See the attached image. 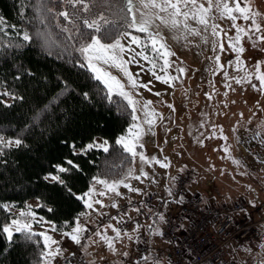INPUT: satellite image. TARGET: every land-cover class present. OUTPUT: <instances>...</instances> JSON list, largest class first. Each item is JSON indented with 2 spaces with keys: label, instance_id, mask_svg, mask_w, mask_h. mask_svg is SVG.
<instances>
[{
  "label": "rangeland",
  "instance_id": "rangeland-1",
  "mask_svg": "<svg viewBox=\"0 0 264 264\" xmlns=\"http://www.w3.org/2000/svg\"><path fill=\"white\" fill-rule=\"evenodd\" d=\"M199 2L208 6L206 0ZM241 6L251 8L252 20H231L219 12L210 13L212 22L220 26L221 37L212 36L210 30L201 31V35L196 36L163 25L150 29L152 32L158 31L167 49L175 54L164 57L162 51L157 55L148 49L155 57L156 75L169 79V83L157 80L152 64L142 59L140 64L127 65L138 82L135 88L119 69L100 65L120 79L125 90L132 94L137 102V115L141 119L133 121L131 125L139 124L144 132L138 140L134 135L137 129H133L131 134L127 130L122 135L134 143L138 153L132 156L134 164L131 171L124 179L114 180L123 181L117 184L116 192L97 183L99 178L95 180L86 196L87 212L75 228H84L87 221L91 222L101 214L115 210L120 202L127 199H141L152 193L173 191L178 177L188 172H192L193 181L189 186L190 196L201 195L202 199L207 200L206 205H224L241 200L245 202V208L236 213L238 219L246 222L264 220V87L260 86L258 79L264 75V42L260 40L264 35V0H244ZM98 10H104L107 14L103 6ZM189 24L197 30L203 28L191 20ZM255 24L260 25V32L252 31L245 35L238 31V27L248 29ZM130 30L134 29L128 31L142 41L149 39L147 33L135 34ZM237 36L240 37L239 41L236 40ZM229 38H232L231 42ZM122 43L127 44L129 40L126 38ZM220 43H223V48L219 46ZM232 44L236 47H232ZM241 47L243 52L239 51ZM137 51L140 49L137 48ZM123 58L127 60L128 54H123ZM164 59L169 61L171 67L164 65ZM162 68L165 70L161 71ZM181 68L183 72L179 71ZM175 77L179 79H170ZM143 84H147L148 88L140 86ZM146 101H151V112L156 114L151 132L147 131L149 126L144 113L140 111ZM249 125L255 133L251 136L249 132L246 138L244 148L249 154L247 163L245 149L240 146L242 138L239 132L245 131ZM104 141L102 138L95 139L97 144ZM139 153H143L148 162L141 160ZM137 176L140 179H136ZM124 184L129 187H124ZM97 200L101 203H95ZM88 203H92L93 207L88 208ZM38 205L37 200H31L24 209L13 207L11 212L17 218L21 211L34 212L36 219L45 221L34 211ZM28 219L33 223L34 231L41 230V226H35L36 220ZM258 227L264 236V223H259ZM43 229L42 232L52 239L55 237L53 231ZM76 250L80 251L78 248L73 251Z\"/></svg>",
  "mask_w": 264,
  "mask_h": 264
},
{
  "label": "trees",
  "instance_id": "trees-1",
  "mask_svg": "<svg viewBox=\"0 0 264 264\" xmlns=\"http://www.w3.org/2000/svg\"><path fill=\"white\" fill-rule=\"evenodd\" d=\"M29 4L30 0H0V17L6 25L16 26L8 27L7 35L0 33V38L5 44L11 40L20 45L0 53V92L20 97L0 96V138L23 141L21 146L0 147V202L24 209L29 201L37 200L42 206L34 211L64 232L85 212V194L95 179L122 180L131 171L134 159L116 141L133 120L130 108L120 114L103 100L100 83L86 68L76 66L78 59L83 62L79 54L57 56L56 48L53 55L47 54L43 41L36 36L44 26L34 20ZM49 6L55 12L67 7L60 0H50ZM56 23L64 26L66 22L61 17L48 27L59 43ZM23 31L33 35L31 43L16 35ZM97 138L108 141V152L97 148L87 154H73L71 145L79 152ZM66 160L80 168L59 174L67 187L45 179L57 175L56 165L68 167ZM9 218L8 212L0 210V221L7 223ZM33 240L37 242L26 243L17 235L9 242L0 234V264H37L44 242L42 237Z\"/></svg>",
  "mask_w": 264,
  "mask_h": 264
},
{
  "label": "snow or ice",
  "instance_id": "snow-or-ice-1",
  "mask_svg": "<svg viewBox=\"0 0 264 264\" xmlns=\"http://www.w3.org/2000/svg\"><path fill=\"white\" fill-rule=\"evenodd\" d=\"M50 0H30L28 6L32 7L34 12V20L40 25L44 26V31L39 29L36 31V36L43 41V46L47 51V54L53 55V48L59 49L55 54L62 56L67 53L71 58L73 52L79 54L82 57L83 62L79 59L76 61V66L84 69L86 68L92 75L91 78L98 81L102 86V98L109 105H114L116 111L123 114L131 109V119L133 121H139L141 116L137 115L136 101L133 99L132 94L125 90L124 83L113 76L111 72L105 71L100 65H108L109 67H115L122 71L124 75L131 82L133 88L137 87V80L134 75L129 71L127 65L130 63L140 64V60L151 63L153 66V75L157 80H161L163 83H169V79H165L160 75H156L155 71V57L151 56L148 49H152L157 55L163 52V56H172L174 53L167 49L163 38L160 37L158 31L152 32L153 26L157 29L160 25L175 29L178 31H185L188 34L199 36L201 31H209L212 36L221 37V30L218 24L212 22L210 13L219 12L224 18L231 20H238L243 18L244 20H252L251 8L242 7L244 0H206L207 7L204 3H200L199 0H60V3L66 5L64 10L55 12L52 7L49 6ZM103 6L107 10L105 14L104 10H98ZM27 10V8H26ZM259 15V13H256ZM63 18L66 22L64 26L56 23V27L59 29L58 40L53 39V36L48 32V27L58 21L59 18ZM196 22L203 26L201 30H197L190 26L189 21ZM157 21L159 24H157ZM31 23V21H30ZM15 28V25H6L4 18L0 17V33L7 35V28ZM128 29H134L140 33H147L149 39L142 41L139 37L131 35ZM238 31L244 33L248 32H260L261 27L259 24H255L254 27L243 29L238 27ZM17 36L22 35V40L26 43H31L33 35L27 31L17 32ZM128 39L129 43H122V40ZM232 38H229L231 42ZM236 40L239 41L240 37L237 36ZM260 40L264 42V35L260 37ZM136 45V47H132ZM223 48V43L219 45ZM236 47L235 44L231 45ZM9 47H20V45L13 44L11 40L7 44L0 38V53L6 51ZM137 48L140 51H137ZM240 52L244 49L239 48ZM128 54V59L123 58V54ZM139 58V59H138ZM217 59H219L217 57ZM164 65L171 67L169 61L164 59ZM165 69L162 68L161 71ZM183 72L184 69L179 70ZM179 79V77L170 78ZM261 82V87H264V75L258 77ZM239 82V81H237ZM141 87L148 88L147 84L140 85ZM257 87V85H253ZM151 91V89H148ZM160 95V93H156ZM0 96H11L13 99H19L12 93L0 92ZM86 99H89L88 93H84ZM115 97V98H114ZM151 101H146L141 105L140 111L144 113L146 123L149 126L147 131L151 132L152 126L155 124L153 118L156 114L151 112ZM148 110V111H144ZM34 117L35 120H38ZM133 129H137L134 133L135 138L138 140L143 134L144 130L139 124H133L129 127L128 132L133 133ZM126 152L135 157L138 153L135 150L133 142L127 140L124 136H121L116 141ZM23 141L19 138L15 140H3L0 138V147H12L21 146ZM142 147V145H141ZM73 154H87V152L94 149H102L104 152H108L110 145L105 140L102 144L93 143L87 144L79 149L77 152L76 146L71 145ZM140 159L148 162V158L143 153H139ZM159 163V161H157ZM65 164L68 167L62 165H56L57 175L45 177V179L51 178L58 184H62L67 187L66 182L60 179V173H70L72 170L79 171V165L72 160H66ZM167 167V165H162ZM147 176V173H144ZM136 179H140L139 176ZM175 179V178H173ZM97 183L104 184L109 191L116 192L117 184L123 183V181H113L109 183L107 180L97 179ZM124 187L129 185L124 184ZM71 191V189H68ZM138 191V189H133ZM94 191V189H93ZM106 193H100L105 195ZM118 194V193H117ZM87 196V194H85ZM83 199L84 197H80ZM95 203H101V201H95ZM42 206V205H38ZM14 205H9L0 202V210L9 213V220L7 223L0 221V234H2L9 242H13L15 236L19 235L26 243H36L34 237H42L44 247L40 252L37 264H55L57 257L62 256L63 250L58 246L59 242L53 240L44 232H36L33 228V223L28 217L36 220V223L42 222L36 219L34 212L21 211L19 218L11 215V209ZM88 208H92V203L87 204ZM51 211V209H49ZM160 220H164L165 217L161 215ZM151 227V226H150ZM179 227H183L181 224ZM55 230V229H53ZM81 226H77L72 233H67L70 239L77 245L81 244L80 233L85 231ZM157 234L163 235L158 231ZM117 238L120 237V232L116 233ZM131 239V237H129ZM109 247L112 246V241H109ZM52 245H57L55 248ZM74 255V254H73ZM145 261L148 257H142Z\"/></svg>",
  "mask_w": 264,
  "mask_h": 264
},
{
  "label": "built area",
  "instance_id": "built-area-1",
  "mask_svg": "<svg viewBox=\"0 0 264 264\" xmlns=\"http://www.w3.org/2000/svg\"><path fill=\"white\" fill-rule=\"evenodd\" d=\"M192 172L178 177L169 194L152 193L141 199H132L119 205L112 216L100 218L97 225L109 224L113 219L122 221L126 232L142 230L155 214H162V245L151 244L140 235L135 245L134 257L123 263H133L142 257L155 255L167 264H264V236L258 225L246 222L236 213L245 208L238 200L224 205H204L197 197L189 195ZM135 212V217L129 216ZM183 227H179L180 225ZM250 250L244 258H230L228 250ZM74 254V255H73ZM55 264H90L81 254L73 251Z\"/></svg>",
  "mask_w": 264,
  "mask_h": 264
},
{
  "label": "crops",
  "instance_id": "crops-1",
  "mask_svg": "<svg viewBox=\"0 0 264 264\" xmlns=\"http://www.w3.org/2000/svg\"><path fill=\"white\" fill-rule=\"evenodd\" d=\"M249 132L251 133V136H253L255 133L254 128L250 125L247 127L245 131L239 132V135L242 138L240 142V146L242 148L245 147L246 138L249 135ZM262 141L264 140L262 139ZM245 153L247 154V149H245ZM248 158H249V154H247V158L245 160L247 163H248ZM166 192L167 193L165 194H169L171 191L170 192L166 191ZM197 198L200 199L204 205H206L207 200L202 199L201 195L197 194ZM132 199H138V198L133 197ZM132 199L130 198L127 199L126 201L120 202L115 210L103 213L100 216L94 218L91 222L87 221L84 227V229L86 230L80 233V238H81L80 245L75 244L66 234L73 232L75 226L78 225V223H80L79 219H81L82 215L87 212V209L82 215H80L75 225L68 231H64V232L57 231L53 226V224L52 225L45 224L46 222L43 220H41L42 222L40 223L35 222L34 224L36 227L41 226V230L37 229L38 230L37 232L44 231L45 229L43 228L45 227L47 230L53 231L55 233V237L53 238V240L58 241L59 242L58 246L63 250L62 256L57 257V259L63 258L64 256H66V254L78 248L81 251V254L84 256V258L87 259V261H89L90 264H120L134 257L135 245L140 235H144L146 238H148L151 244L154 245L161 244V235L157 234V232L158 231L161 232L163 221L160 220L159 217L162 214H155L152 220L147 222L142 230H132L129 232H126L122 229L121 226L122 221L120 219H115L114 222L111 221V223L109 224H104V225L96 224L100 218H104L106 216H112L118 210L120 204L128 202ZM85 200H86V196H85ZM129 216L131 218H134L135 212L131 211ZM117 231H119L121 234L119 238H117L116 235ZM129 237H131V239ZM109 241H112L111 247H109V243H108ZM56 246L57 245H55L54 248ZM244 251L246 252L245 253H243V251L235 252V250L230 248L228 250L229 257L233 259L244 258L251 253L249 250H244ZM162 262L164 261L159 260L155 255H150L148 256L147 261L143 260L135 264H163ZM164 263L167 264L166 262ZM125 264H133V263H125Z\"/></svg>",
  "mask_w": 264,
  "mask_h": 264
}]
</instances>
